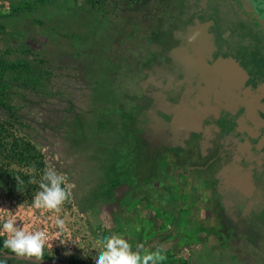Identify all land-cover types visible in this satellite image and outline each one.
Wrapping results in <instances>:
<instances>
[{
	"label": "rangeland",
	"instance_id": "rangeland-1",
	"mask_svg": "<svg viewBox=\"0 0 264 264\" xmlns=\"http://www.w3.org/2000/svg\"><path fill=\"white\" fill-rule=\"evenodd\" d=\"M223 15L240 30L239 12ZM210 20L198 0H0L16 116L0 107V122L42 156L13 166L32 182L0 190V223L50 236V260L1 252L7 264H94L97 234L113 232L162 264H264V84L250 81L264 36L248 22L222 67ZM240 55L245 81L231 70ZM46 167L72 185L65 235L29 207Z\"/></svg>",
	"mask_w": 264,
	"mask_h": 264
},
{
	"label": "clouds",
	"instance_id": "clouds-1",
	"mask_svg": "<svg viewBox=\"0 0 264 264\" xmlns=\"http://www.w3.org/2000/svg\"><path fill=\"white\" fill-rule=\"evenodd\" d=\"M17 188L24 183L17 176ZM29 183L32 182L30 179ZM71 187L67 176L58 172L54 167H46L40 178L39 191L33 196L30 208L57 214L52 224L56 235L67 233V224L63 216L59 215L66 201L71 197ZM50 239L47 228L29 231L23 224H18L15 217L6 218L0 223V248L10 256L35 258L40 261L44 258L45 247ZM93 247L96 254L94 264H162L165 255L161 250L154 252L133 250V245L119 233L97 234ZM142 247V246H138ZM71 255V250L64 253ZM0 264H7V257L0 258Z\"/></svg>",
	"mask_w": 264,
	"mask_h": 264
},
{
	"label": "flooded vegetation",
	"instance_id": "flooded-vegetation-1",
	"mask_svg": "<svg viewBox=\"0 0 264 264\" xmlns=\"http://www.w3.org/2000/svg\"><path fill=\"white\" fill-rule=\"evenodd\" d=\"M198 1L203 5V10L207 12V15L212 17V20H210L211 22L210 27L212 31L211 33H213L215 37V41L213 42L217 44V48H220L219 51L215 50L217 52L216 53L217 58L220 55L224 58L227 57L228 51L231 50L230 47H234V46L237 47L239 44H243V41L240 40V38L242 35H244L243 30L248 33L249 31H251L249 29L250 24H253L252 28H255V31L256 32L258 31L261 37L264 36V26H262V24L261 26H259L255 22V18L264 21V0H198ZM223 12L240 13L241 20L239 22V27H238L240 30H235L223 26L221 27V25H219V21L221 20V17L222 18L225 17V15H223ZM250 21L251 23L248 24V22ZM233 62L235 66H232L231 70L237 75H239L238 77L240 78L241 81L247 80L245 73H250V72L252 73L253 67L245 66L244 64H242L241 55L239 58L234 59ZM219 65L223 67L224 65H226V63L224 62V60H221L219 62ZM227 66L226 68L230 67V65ZM240 73L244 74L245 76ZM259 76L260 79H252L253 76H250V81H252L253 84L255 85H258L259 83L263 85L264 73H260Z\"/></svg>",
	"mask_w": 264,
	"mask_h": 264
},
{
	"label": "trees",
	"instance_id": "trees-1",
	"mask_svg": "<svg viewBox=\"0 0 264 264\" xmlns=\"http://www.w3.org/2000/svg\"><path fill=\"white\" fill-rule=\"evenodd\" d=\"M131 2H140L141 0H129ZM27 9H32V5L28 4ZM10 69L17 70V64L9 65ZM9 69L7 64H2L0 62V107L5 109L11 116L12 119H16L14 107L6 101L5 91L7 90L6 83L4 82L5 71ZM162 115V116H161ZM166 116L172 117L169 111H158L157 118L159 120L165 119ZM159 124V123H158ZM155 129V128H154ZM30 143L22 140H17V134L12 133L8 128L6 123L0 122V190L2 188L11 187L7 191L11 196H14L17 193V181L16 177L20 176L24 183L29 181V176L24 175L22 172H17V168H13L14 165H17V162L20 164H27L31 160H35L37 157L41 158V154L32 147ZM3 252L8 254L7 251L3 248H0V253ZM9 255V254H8ZM43 260H50V257L44 254ZM71 264H91L84 263L77 259H70Z\"/></svg>",
	"mask_w": 264,
	"mask_h": 264
},
{
	"label": "crops",
	"instance_id": "crops-1",
	"mask_svg": "<svg viewBox=\"0 0 264 264\" xmlns=\"http://www.w3.org/2000/svg\"><path fill=\"white\" fill-rule=\"evenodd\" d=\"M224 59H225V58H224V57H222V56L220 55V56L218 57V59H217V60L221 61V60H224ZM217 60H216V61H217ZM214 62H215V61H214ZM214 62H213V63H214ZM202 64H203V63H202ZM204 64H206V65H209V64H210V62H209V61H205V62H204ZM204 64H203V65H204Z\"/></svg>",
	"mask_w": 264,
	"mask_h": 264
}]
</instances>
